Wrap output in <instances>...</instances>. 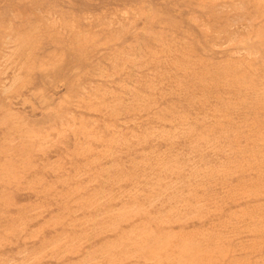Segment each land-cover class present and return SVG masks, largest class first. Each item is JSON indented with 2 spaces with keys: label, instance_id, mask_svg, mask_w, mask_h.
Wrapping results in <instances>:
<instances>
[{
  "label": "rangeland",
  "instance_id": "374dc122",
  "mask_svg": "<svg viewBox=\"0 0 264 264\" xmlns=\"http://www.w3.org/2000/svg\"><path fill=\"white\" fill-rule=\"evenodd\" d=\"M0 264H264V0H0Z\"/></svg>",
  "mask_w": 264,
  "mask_h": 264
}]
</instances>
